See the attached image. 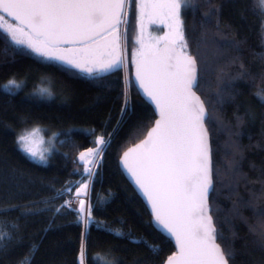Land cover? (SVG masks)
Segmentation results:
<instances>
[{
  "label": "trees",
  "instance_id": "1",
  "mask_svg": "<svg viewBox=\"0 0 264 264\" xmlns=\"http://www.w3.org/2000/svg\"><path fill=\"white\" fill-rule=\"evenodd\" d=\"M196 2V11L183 10L181 19L189 54L204 67L195 91L211 118L205 126L215 150L216 191L209 203L224 237L217 242L235 253L229 264H264V250L253 243L252 231L264 230V216L252 207H240L238 214L233 210L238 196L264 206V101L256 95L264 90V12L258 0ZM126 13L118 49L121 55L123 48L125 62L92 77L58 70L52 66L58 62L44 61L0 30V85L25 81L18 91L0 89V229L11 236L0 249V264H19L33 246L31 264H79L82 240L85 264H95L98 253L118 264H163L175 253L118 164L121 153L142 140L156 118L131 80L130 58L139 34L134 0ZM0 17L5 28L18 25ZM42 76L55 81L51 100L31 95ZM126 99L129 107L121 118ZM34 127L44 137L55 134L45 162L32 159L16 143L22 130ZM98 135L110 139L91 185L92 221L84 227L77 212L62 207L64 195L57 193L78 178L79 155L93 148ZM149 246L160 251L154 254Z\"/></svg>",
  "mask_w": 264,
  "mask_h": 264
},
{
  "label": "snow or ice",
  "instance_id": "2",
  "mask_svg": "<svg viewBox=\"0 0 264 264\" xmlns=\"http://www.w3.org/2000/svg\"><path fill=\"white\" fill-rule=\"evenodd\" d=\"M258 3L259 10L264 12V0H258ZM124 7L125 0H0V11L18 21V25L9 24L7 28L0 24V30L7 32L14 44L30 49L44 61L58 62L52 65L58 70L70 74L86 73L92 77L124 62L118 52L119 26L122 22L126 23L127 16ZM139 7L142 18L156 17L160 23H171L166 24L170 32L160 38L157 47L142 53V59L137 62L139 88L155 104L159 119L146 139L124 153L123 165L147 197L157 230L175 239L178 251L168 258L167 264H229L235 253L222 249L216 242L224 237L210 214L215 211L209 197L216 191L213 179L216 168L212 159L215 150L210 146L205 120L211 123V118L208 117L205 102L194 91L199 89L204 67L198 66L197 59L189 54L184 21L181 19L183 10L191 8L196 11L197 2L144 0ZM212 11L214 9L203 14L205 21ZM150 22L156 23V19ZM143 29L142 23L141 32ZM102 38L105 40L103 45L99 43ZM160 41L164 43L163 48L159 47ZM139 42L143 47L142 40ZM54 83L51 77L42 76L31 95L41 100L53 99ZM24 85L25 81L12 79L6 85H0V89L11 93ZM228 86L226 82L225 87ZM216 95L217 102H222L219 92ZM256 95L264 101V90ZM128 107L126 99L121 118ZM39 131L38 127L22 130L16 143L29 157L43 162L47 159L45 152L48 149L34 146L37 143L34 137ZM94 143L95 147L79 155L85 175L92 173L94 162H100L93 158L106 150L109 140L101 136ZM232 167L233 170L238 167L235 161ZM73 183L69 182L57 196L67 194ZM87 190L88 184H82L76 197ZM62 207L71 208L72 202L66 201ZM240 207H252L256 215L264 216V206L254 207L251 201L238 196L233 203L236 214ZM83 212L84 202L81 201L80 213ZM88 218H91L90 210ZM252 231L257 236L253 243L264 250V230L253 228ZM116 235L123 233L117 230ZM6 239H11L10 233L0 229V249L5 246ZM151 250L154 254L160 251L159 247ZM34 251L35 246L21 258L19 264H31ZM85 255L82 240L79 264H85ZM92 259L95 264H118L117 260L99 253Z\"/></svg>",
  "mask_w": 264,
  "mask_h": 264
},
{
  "label": "rangeland",
  "instance_id": "3",
  "mask_svg": "<svg viewBox=\"0 0 264 264\" xmlns=\"http://www.w3.org/2000/svg\"><path fill=\"white\" fill-rule=\"evenodd\" d=\"M142 2H144V0H134L136 23H137L139 34H138V37L136 38V46L133 48L132 53H131L130 60L132 62H135L137 58L141 57L142 53H147L149 49L157 47V42L160 40V38L165 37V35L170 32L169 27L166 26V24L171 23L170 21H166L165 23H160L159 18H156V17H149V16H144L143 18L141 17V9L139 5ZM148 2H154V0H148ZM128 6H129V0H126L125 12H127ZM152 19H156V23H151L150 21ZM142 23L144 25L143 32H141ZM121 27L122 28H121V33H120V36H121L120 39H122V35H123V27H124L123 22L121 23ZM141 40L143 42V47H142L141 42H139ZM162 43L163 42L160 41L159 46ZM122 49H121V57L123 58V61L125 62L126 57L124 56V51ZM54 139H55V135L47 138L42 135L41 130H40L37 133V135L34 137V140L37 142L34 146L39 147L41 150L48 149V151L45 152V156L48 158L54 146ZM40 141H42V143H39ZM34 160L38 162H42L37 159H34ZM79 217L81 218V216ZM83 220L84 221L82 222V224L84 225V227H86L90 224V222L92 221V218L89 219L88 216H83Z\"/></svg>",
  "mask_w": 264,
  "mask_h": 264
},
{
  "label": "water",
  "instance_id": "4",
  "mask_svg": "<svg viewBox=\"0 0 264 264\" xmlns=\"http://www.w3.org/2000/svg\"><path fill=\"white\" fill-rule=\"evenodd\" d=\"M125 7H126V0H125ZM125 7H124V11H125ZM0 14L3 15L4 17L8 18L9 20H11V21H13V22H15V23L18 24V21H15L13 18L8 17L6 13H3L2 11H0ZM121 28H122V27H121V24H120V26H119V33H121ZM107 38H109V37H107ZM102 41H104V38H102V39L99 41V43L102 42ZM159 47H160V48H163V47H164V43H162ZM141 59H142V56L139 57V58H137V59L135 60V62H133V64H132V68H131V80H132V83H133L134 87L136 88L137 92L139 93V95L143 98L144 101H146V102L152 107V109H153V111H154V114H155L156 118H155V120H154L153 125H152V126L148 129V131L146 132L144 138H143L142 140H140L139 142H137V143L131 145L130 147H128L127 149H125V150L121 153V155H120V157H119V159H118V164H119V167H120V169H121V171H122L124 177L126 178V180L131 184V186H132V187L134 188V190L136 191L137 195L141 198V200H142L143 203L145 204V206H146L147 210L149 211V213H150V215H151V217H152V220H153V222H154V215H153V213H152V211H151V205H150V204L148 203V201H147V197L143 194V191H142V190L139 188V186L136 184L135 177H134V176L132 175V173H130V172L128 171V169L125 168L124 165H123V156H124V153L127 152L128 149H130V148H135V146H136L137 144H140L141 141H143L144 139H146L148 132H149V131L155 126V121H156L157 119H159V112L156 110L155 104H154V103H153V102H152V101H151V100H150V99L144 94L143 89H140V88H139V81L136 79V75H137V62L140 61ZM194 91H195V89H194ZM195 92H196V91H195ZM196 95H198V94L196 93ZM198 96H199V95H198ZM205 127H206V126H205ZM130 159H131V158H130ZM210 214H211V213H210ZM154 224H155V223H154ZM160 232H161V231H160ZM161 234H162L163 236H165L167 239H169V240L174 244V247H175V253H176V252L178 251V249H177V247H176L175 239L172 238V237H169L167 234H164V233H162V232H161ZM216 242H217V241H216ZM217 243H218V242H217ZM175 253H174V254H175ZM172 255H173V254H172ZM172 255H170V256H172ZM170 256H169V257H170ZM169 257H168V258H169ZM168 258L164 261L163 264H167Z\"/></svg>",
  "mask_w": 264,
  "mask_h": 264
},
{
  "label": "built area",
  "instance_id": "5",
  "mask_svg": "<svg viewBox=\"0 0 264 264\" xmlns=\"http://www.w3.org/2000/svg\"><path fill=\"white\" fill-rule=\"evenodd\" d=\"M103 135H98L95 137V140L97 137H101ZM106 140H109V136H103ZM94 140V141H95ZM95 147V143H94V146ZM86 152V151H85ZM103 154H104V151L102 154L98 153L96 157H94V161L95 160H99L100 162L98 164H96L95 162L91 165L93 171L92 173H89V174H83L84 172V165H83V168H82V171L80 173V175L78 176V178L74 181L73 183V190H70L67 194H65L63 196V205L65 204L66 201H71L72 202V207L71 208H68L72 211H75L78 213L79 216H88V212L89 210L91 211L92 209V203H91V199H90V192H91V185L93 183V180L95 179L96 177V174L98 172V169H99V166L101 164V161H102V157H103ZM87 183L88 184V190L87 192L85 193H82L78 198L76 197V192H77V189H79L81 187L82 184H85ZM83 201L84 202V212L83 213H80V202ZM81 219V222L84 221L82 218Z\"/></svg>",
  "mask_w": 264,
  "mask_h": 264
},
{
  "label": "bare ground",
  "instance_id": "6",
  "mask_svg": "<svg viewBox=\"0 0 264 264\" xmlns=\"http://www.w3.org/2000/svg\"><path fill=\"white\" fill-rule=\"evenodd\" d=\"M81 165V164H80ZM82 171V170H81ZM66 186H68V185H66ZM83 222V221H82Z\"/></svg>",
  "mask_w": 264,
  "mask_h": 264
}]
</instances>
